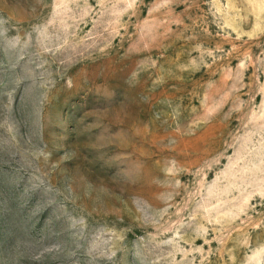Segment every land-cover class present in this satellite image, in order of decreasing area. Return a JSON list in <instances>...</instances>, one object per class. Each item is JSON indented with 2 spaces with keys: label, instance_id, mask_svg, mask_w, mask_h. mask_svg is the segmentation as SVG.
<instances>
[{
  "label": "rangeland",
  "instance_id": "374dc122",
  "mask_svg": "<svg viewBox=\"0 0 264 264\" xmlns=\"http://www.w3.org/2000/svg\"><path fill=\"white\" fill-rule=\"evenodd\" d=\"M0 264H264V0H0Z\"/></svg>",
  "mask_w": 264,
  "mask_h": 264
}]
</instances>
